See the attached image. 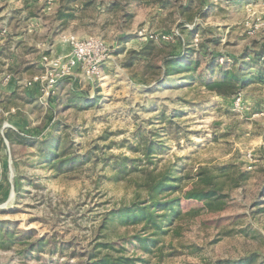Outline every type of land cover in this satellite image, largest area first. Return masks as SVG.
Instances as JSON below:
<instances>
[{
  "label": "rangeland",
  "instance_id": "rangeland-1",
  "mask_svg": "<svg viewBox=\"0 0 264 264\" xmlns=\"http://www.w3.org/2000/svg\"><path fill=\"white\" fill-rule=\"evenodd\" d=\"M203 3L174 0L163 7L134 1L126 6L130 15L122 18L118 8L105 11L97 3L61 28L53 21L59 0H0V47L8 45L0 55V92L17 96H0V220L29 235L26 241H49L40 255L25 257L15 245L0 247V264H79L85 250L105 233L100 227L103 214L141 201L140 184L147 174L167 168L177 177L189 172L190 178L180 180L172 193L180 196L185 216L176 223L178 235L170 232L159 242L164 243V264H210L250 253L264 264V82L250 83L227 97L184 76L154 80L142 73L176 46L177 25L192 18L188 25L203 29L192 40L214 35L219 53L239 56L245 48L256 52L264 46V0ZM204 5L206 13L198 14ZM29 9L37 15L27 18ZM10 14L14 17L8 18ZM140 31L141 39L136 36ZM148 34L156 38L146 48ZM161 35L167 40L161 42ZM69 38L103 40L110 59L100 73L76 69L73 75L83 72L81 79L55 87L49 100L39 85L26 82L43 71V55L70 53ZM70 92L82 98L75 105L83 108L64 106ZM49 105L59 110L53 137L65 139L59 146L61 156L52 162L41 157L38 143L49 130ZM7 130L35 138L27 144L9 143ZM67 156L65 164L55 165ZM119 156L126 158L125 170L113 176ZM229 163L237 164L247 178L240 186L226 185L227 204L217 210L212 196L193 194L191 181L200 166L217 172ZM140 226L114 221L108 231L131 234ZM118 245L128 254H143L125 240Z\"/></svg>",
  "mask_w": 264,
  "mask_h": 264
},
{
  "label": "trees",
  "instance_id": "trees-1",
  "mask_svg": "<svg viewBox=\"0 0 264 264\" xmlns=\"http://www.w3.org/2000/svg\"><path fill=\"white\" fill-rule=\"evenodd\" d=\"M134 1H142L146 4H159L163 7L174 2V0H59L53 21L57 22L58 26L61 28H65L68 22L78 18L77 12L80 13V11H84L97 3L103 6L105 11H112L118 8L123 12L120 18L127 17L130 14L126 6ZM222 1L235 4L239 1L245 2L246 0ZM205 2L206 0H204L203 4H206ZM73 4H76V6ZM207 6L208 5H204V8H202L201 12L198 14L205 12ZM24 7L30 8L26 5ZM180 8L183 9V7ZM19 10H23V8ZM180 11L184 12V10ZM28 12L27 18L37 15V12L34 10L32 11L29 9ZM16 13H20V11L17 10ZM6 17L7 16L4 15V18ZM13 17L14 15L11 14L8 16V18ZM192 21L193 18L182 21L177 25V32L173 35L176 40V46H171L170 50L164 52L151 64H147L142 71L144 76L153 77L154 80H158L162 77L168 78L176 76L179 78V76H184L182 78H185L188 82L198 81L210 92L227 97L236 95L238 91L250 83L264 82V46L256 52H248V49L245 48L242 55L239 56L219 53L214 47L219 43V38L214 35L201 37L197 41L192 40L194 35L199 34L203 30L199 25H195L194 23L193 27H190L188 22ZM53 30H56V25L53 27ZM153 41H155V39L147 40L146 48L153 46ZM162 41L163 40H161V42ZM19 43H21V41ZM5 46L8 45L0 47V55L4 54L5 50L2 49H5ZM76 80L74 75L59 78L48 96V99L51 100L53 98L55 87L68 84L69 82L73 83ZM1 95H4L8 100L17 97L16 93L3 94L0 92V96ZM0 98V104H3L4 100L2 97ZM77 100H82V98L70 92L64 106H77L76 108H83L84 106L75 105ZM60 103V99L57 98L56 105L58 104L59 106ZM0 107H2V105H0ZM49 108L50 111L47 115L48 123L46 124L49 130H47L46 136L38 139V143L41 157L46 161L52 162L60 155L59 146L64 143L65 139L62 136L56 139L53 137L54 131L60 121L58 117L56 118L59 110L51 107V105H49ZM3 119L4 117L0 109V124ZM5 135L9 143L19 142L21 144H27L31 143L35 138L32 135H23L18 130H7ZM37 135H40L39 132ZM150 147V144L145 147L144 154L146 157L149 156ZM119 157L120 161L117 162L116 174L113 176H117V174L125 170L124 160L126 158L124 156ZM68 158L69 156L62 157L57 163H54L56 166L65 164ZM218 170L217 172H212L210 168L200 166L196 171V178L194 177L195 179H192L191 182L194 195L212 196L214 199V207L220 210L225 208L227 198L229 197V192L225 191L226 185H228V183L230 185L229 187L242 185L247 178V173L242 171L239 166L234 163L223 165L218 168ZM262 172L264 174V171ZM183 178H190L189 172L179 177H177L170 168L156 175L148 173L145 177V181L140 184V186L143 187L144 198L141 201L133 200L130 203L113 207L103 214L100 227L107 231L105 230L100 240L96 238L95 244L85 250L79 264H164L162 262L164 256L162 252L164 243L159 244V242L170 232H174L178 235V227H175L176 223L185 216L180 208V196L177 194L172 195V193L180 187L179 181ZM261 190H264V179L262 181ZM138 195L139 193H137V196ZM114 221L123 226H141L134 233L118 235L114 231H108L111 230L109 226L112 225ZM8 224V221L0 220V247L9 248L15 245L17 249L16 252L24 257L35 253L40 255L43 252V246L45 243L49 242L48 240L44 237H40L32 241H26L29 235H25L19 229L6 227ZM120 240H125L127 244L133 243L137 245L143 254H128L124 245H118ZM22 245L24 246L22 247ZM150 254L155 256L156 261H150V257L147 256ZM256 260V254L250 253L239 259H218L210 264H261L256 262Z\"/></svg>",
  "mask_w": 264,
  "mask_h": 264
},
{
  "label": "built area",
  "instance_id": "built-area-1",
  "mask_svg": "<svg viewBox=\"0 0 264 264\" xmlns=\"http://www.w3.org/2000/svg\"><path fill=\"white\" fill-rule=\"evenodd\" d=\"M5 32V30H3ZM141 39V31L136 35ZM152 34L145 37V41L155 39ZM166 35H161V38L167 40ZM70 45V53L54 57L43 55V71L33 75L26 84L39 85L42 92L47 96L53 90L56 81L64 76H71L74 71L79 67L84 69L87 73H100L102 65L110 59V50L101 39L88 38V39H68ZM97 75V74H96ZM10 78L8 74L6 79Z\"/></svg>",
  "mask_w": 264,
  "mask_h": 264
},
{
  "label": "crops",
  "instance_id": "crops-1",
  "mask_svg": "<svg viewBox=\"0 0 264 264\" xmlns=\"http://www.w3.org/2000/svg\"><path fill=\"white\" fill-rule=\"evenodd\" d=\"M5 28H6V27H5ZM5 28H4V30L6 31ZM2 30H3V29H2ZM6 32H7V31H6ZM76 73H78V74L74 75V78L77 79V80H78V79H81V77H80L81 74H80V73H83V72H77V71H76ZM33 87H34V86H33ZM33 87H32V88H33ZM35 87H36V86H35ZM35 87H34V89H35ZM6 88H7L6 90H7L8 92H10V90H12V89H10V87H7V86H6Z\"/></svg>",
  "mask_w": 264,
  "mask_h": 264
}]
</instances>
